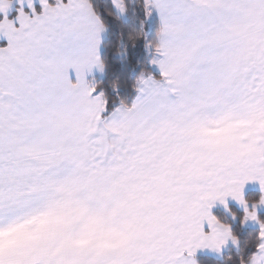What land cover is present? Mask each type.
Masks as SVG:
<instances>
[{
    "label": "snow or ice",
    "instance_id": "snow-or-ice-1",
    "mask_svg": "<svg viewBox=\"0 0 264 264\" xmlns=\"http://www.w3.org/2000/svg\"><path fill=\"white\" fill-rule=\"evenodd\" d=\"M202 252L264 264V0H0V264Z\"/></svg>",
    "mask_w": 264,
    "mask_h": 264
},
{
    "label": "trees",
    "instance_id": "trees-1",
    "mask_svg": "<svg viewBox=\"0 0 264 264\" xmlns=\"http://www.w3.org/2000/svg\"><path fill=\"white\" fill-rule=\"evenodd\" d=\"M156 14V13H155ZM154 13L152 16L145 22V31L149 39L155 37L156 31L159 27V18ZM107 39V37H106ZM107 54V51H106ZM151 58V54L144 48L143 41H140L135 49H132L129 54L128 61L120 67L121 72L125 79L131 81L135 79L138 75L141 68H148L152 74L156 77H159V74L151 65L148 64V61ZM109 63L112 62L111 55H108ZM113 70L110 68L105 74L101 77L97 76L95 79L100 82L103 86L107 85L108 80L112 78ZM122 94L126 96L129 101L133 98L134 93L130 89H122ZM200 264H221L217 258L209 256H199Z\"/></svg>",
    "mask_w": 264,
    "mask_h": 264
},
{
    "label": "rangeland",
    "instance_id": "rangeland-1",
    "mask_svg": "<svg viewBox=\"0 0 264 264\" xmlns=\"http://www.w3.org/2000/svg\"><path fill=\"white\" fill-rule=\"evenodd\" d=\"M154 14H155V12H154ZM156 16H158L157 14H155ZM153 67V69H155L156 71H157V73L159 74V70H158V68H156V67H154V66H152ZM101 75L102 74H98V75H96L95 77H97V76H99V77H101ZM91 79V78H90ZM211 134L212 135H219L220 134V130H214V131H212L211 132ZM209 257H211V256H209ZM213 258H216V257H213ZM218 259V258H217Z\"/></svg>",
    "mask_w": 264,
    "mask_h": 264
},
{
    "label": "crops",
    "instance_id": "crops-1",
    "mask_svg": "<svg viewBox=\"0 0 264 264\" xmlns=\"http://www.w3.org/2000/svg\"><path fill=\"white\" fill-rule=\"evenodd\" d=\"M98 74H99L98 72H95V73H94V76H96V75H98ZM90 78H92V77L90 76L89 79H90ZM199 256H211V257H215V256H213L212 254H210V253H208V252H202V253L199 254ZM199 256H198V257H199Z\"/></svg>",
    "mask_w": 264,
    "mask_h": 264
}]
</instances>
